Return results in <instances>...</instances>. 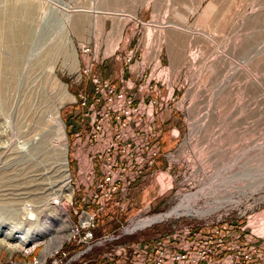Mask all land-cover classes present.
<instances>
[{
	"label": "rangeland",
	"instance_id": "1",
	"mask_svg": "<svg viewBox=\"0 0 264 264\" xmlns=\"http://www.w3.org/2000/svg\"><path fill=\"white\" fill-rule=\"evenodd\" d=\"M22 5L34 8L13 72L5 66L10 52L0 45V239L13 244L42 234L45 247H55L68 237L63 214L76 219L64 205L70 199L61 198L56 146L67 143L71 170L68 126L76 128L82 112L72 104L88 86L79 78L82 50H97L103 60L93 74L121 88L123 58L141 35L146 44L163 41L155 48L167 78L154 97L180 98L182 114L179 137L165 138L171 173L164 174L161 158L156 176L132 192L138 207L151 201L157 213L193 195L188 207L197 205L205 215L212 203L237 200L238 193L264 194V0H0V14ZM4 30L10 33L11 25ZM52 75L72 98L58 91ZM56 109L66 138L55 143L48 126ZM59 199L62 211L51 204ZM33 248L12 255L2 248L0 264L6 256L25 260Z\"/></svg>",
	"mask_w": 264,
	"mask_h": 264
},
{
	"label": "built area",
	"instance_id": "2",
	"mask_svg": "<svg viewBox=\"0 0 264 264\" xmlns=\"http://www.w3.org/2000/svg\"><path fill=\"white\" fill-rule=\"evenodd\" d=\"M136 40L137 47H153L152 54L161 62L163 53L155 45L162 39L146 44L141 35ZM137 47L123 58L126 77L119 80L121 88L96 77L94 67L103 58L91 48L82 50L85 64L79 78L88 86L72 104L81 109V121L76 128L68 126L73 187L68 205L76 221L72 218V232L59 246L43 244L35 254L38 244L23 254L25 260L6 256V264H264V225L255 220L264 211L263 193H238L235 203H222L204 216H186L184 209H177L161 222L127 231L132 221L169 213L180 202L177 197L169 209L152 213L151 201L138 207L132 197L156 176L161 158L164 174L171 173L169 154L163 153L164 136L179 137L182 114L180 98L154 97L167 78L163 60L160 65L145 62L150 53ZM178 177H171L172 182ZM157 227L161 230L150 237L129 240Z\"/></svg>",
	"mask_w": 264,
	"mask_h": 264
},
{
	"label": "bare ground",
	"instance_id": "3",
	"mask_svg": "<svg viewBox=\"0 0 264 264\" xmlns=\"http://www.w3.org/2000/svg\"><path fill=\"white\" fill-rule=\"evenodd\" d=\"M33 8L34 7H31V5H29V6H23L22 5L20 7L19 6H17V7L12 6L9 9H7L5 13L0 14V45H6V47L8 48V51L10 52L9 59L7 60V62H5V66L7 68H9V70L11 72H13L14 68L18 65L21 57L23 56L24 49H25V44L24 43H25V39L27 37V32H26V28L27 27H26V25H27V23H31L29 21H30V19H32L31 15H32V9ZM6 23H9L11 25L12 30H11L10 33L5 35L3 30H4V26L6 25ZM93 50H94V48H93ZM72 51H73V54H72L73 55V62H74V65L77 68V58H76L77 54H76V50L73 49ZM149 51H150L149 52L150 55H149L148 59L146 58L144 61L150 63L152 60H156L158 62V65H160L161 62H159L156 59L154 54H152L151 50H149ZM95 52L97 54H99L97 52V50ZM159 57H160V55L157 58H159ZM164 72H165V70H164ZM52 77H53L54 81L57 84L58 91H60V93L62 95H64V96H66L67 98H72L70 96V94L67 92L66 86L64 84L60 83L54 77V75H52ZM48 127L50 129L51 135H55L57 137V141L54 140L55 143L56 142H61L63 140L65 141V138H66L65 132H64L65 129H64L63 123H62V121L60 119L59 111L57 109L54 111L53 126H48ZM54 146H56V145H54ZM38 150L41 151V149H38ZM56 154H57V158H58L57 161H56V163L58 165H56V166L59 167L58 169H60L59 171L61 173V179L59 181V183L61 184L59 186V190L61 191V198L63 197V198H65L68 201L69 199L71 200L72 188L73 187L70 184V177H69V173H70L69 171H71V170H70V168L68 169L67 143L63 144V145L59 144L58 146H56ZM71 163H72V161H71ZM193 197H195V196H193V195L185 196L180 201V203L177 205V208L173 209L169 213L166 212L165 214H160V215H158L156 217H152V219L150 217H148V218H144L141 221H139V220L138 221H132V224L129 226L130 230H127V231L130 232L131 230H135V229H138V228H143V227H145L147 225L153 224L154 222H161L162 219L169 218L171 215H173L174 213L177 212V209H181V208L184 209L183 213L186 214V216H188V215L190 216L191 214L192 215H198L199 213L200 214L201 213L204 214V212H202V210L200 208H194V207H191L190 205H189L190 208L188 207V204L191 202ZM60 202H61V199H59L57 201H52L51 204H55V206L60 211H62V207H61V203ZM235 202H236V200L231 201V202L230 201H226V202L222 201L220 203H216V205L212 204L211 207H210V210L205 215H207L208 213L220 208L221 205H223L222 203H224V204L225 203L226 204H232V203H235ZM198 216H204V215H198ZM63 217H64V222L66 224V228H67V230H68V232L70 234L72 232V229H73V224L69 220L68 215H66L64 213ZM255 220H258V222L261 225H264V211H262V212L259 211L258 214L256 215ZM251 222H252V220H250V223ZM69 234H68V236H69ZM263 236H264V233H263ZM43 237L44 236L42 234H39L36 237H31V236H26L25 237V236H23V237L18 238L16 241H14L13 244L12 243L10 244L9 241L7 239H5L6 237H4V238L0 239V250L2 248H4L5 251H7V253L9 255H12V253L17 248L25 249L29 245H32V248H33V247L37 246L38 244L39 245L43 244L44 243V240H43L44 238ZM62 242H63V240L59 241L57 246H59ZM46 248H48V246ZM45 252H46V249H45ZM42 256H44V255H42Z\"/></svg>",
	"mask_w": 264,
	"mask_h": 264
},
{
	"label": "water",
	"instance_id": "4",
	"mask_svg": "<svg viewBox=\"0 0 264 264\" xmlns=\"http://www.w3.org/2000/svg\"><path fill=\"white\" fill-rule=\"evenodd\" d=\"M64 205L66 206V208H70V206L67 203H64Z\"/></svg>",
	"mask_w": 264,
	"mask_h": 264
},
{
	"label": "trees",
	"instance_id": "5",
	"mask_svg": "<svg viewBox=\"0 0 264 264\" xmlns=\"http://www.w3.org/2000/svg\"><path fill=\"white\" fill-rule=\"evenodd\" d=\"M167 138V136H164V139ZM166 141V140H165Z\"/></svg>",
	"mask_w": 264,
	"mask_h": 264
}]
</instances>
